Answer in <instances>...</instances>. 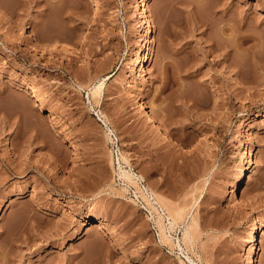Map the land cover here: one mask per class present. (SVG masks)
I'll return each instance as SVG.
<instances>
[{"label": "rangeland", "instance_id": "rangeland-1", "mask_svg": "<svg viewBox=\"0 0 264 264\" xmlns=\"http://www.w3.org/2000/svg\"><path fill=\"white\" fill-rule=\"evenodd\" d=\"M0 207V264H264V0H0Z\"/></svg>", "mask_w": 264, "mask_h": 264}, {"label": "bare ground", "instance_id": "bare-ground-1", "mask_svg": "<svg viewBox=\"0 0 264 264\" xmlns=\"http://www.w3.org/2000/svg\"><path fill=\"white\" fill-rule=\"evenodd\" d=\"M142 16H145L144 12H142ZM54 39L55 38L47 39V40H54ZM56 42H57L56 40L50 41V44L52 46H56ZM145 42H148V38H145ZM150 51H151V46L149 45V42L147 44L145 43L144 50L142 52L136 54V57L133 61L134 64L138 65L139 71L141 73L145 72V68L143 66V60H145L149 57ZM103 82L104 81L101 80L98 83L93 84V86L90 87V92H91L92 96H100V93L102 92ZM11 83L17 84L18 87H20L22 91H24L28 94L30 93V96L34 97L33 101L36 102V104H38V106H40V108L42 107L44 110H48L49 114H52L51 108L49 107V105H47L44 102V100L41 97V95L37 89V86H35V84H33L32 82L18 83L15 80L11 81ZM137 101H138L139 107L141 109H144V112L150 117L152 122H154V126H155L156 130L161 131V129L163 127L161 119H160L158 113L153 109V106L148 105L146 103L144 93H139L137 95ZM106 136L111 142H114L113 132L110 128H107ZM253 152H254V149L252 147H248L245 149V154H246L245 162L246 163L250 161L249 156L252 155ZM118 158L119 157H117V159ZM121 158L125 160V156H121ZM117 167L119 169V175L120 176H122L123 178L128 180V182H133V183L136 182L135 180L139 176L136 174V172H133L131 169L123 168L119 162V159L117 160ZM140 192H142V195L145 197V199H147L146 202L149 204V206L157 211V207L154 206L153 205L154 203L150 202V199H149V196L154 194L153 191L150 190V192H147V191L142 190ZM155 202L159 203V206H164L167 209V212H168V214H167L168 221L167 222H168L170 227H173L178 222L179 218L181 219V216L183 214L181 215L180 212L182 213V211H180L179 209H176L175 207L168 205L167 203H165L161 199V197L159 198L157 196L155 198ZM1 209L2 208L0 207V211H1ZM157 216L162 217L161 214H159ZM160 219L162 220V218H160ZM158 222H160V220ZM187 222H189V221H187ZM258 224H259V219H258V222H252L250 231L248 232L246 238L244 239V252H243L240 264H254L255 251H256L255 235H257L256 233L258 230ZM85 226H86V229L84 230V233L91 231L92 229H97V230L103 229V230H105L104 234H108V236L111 238L113 237V234L111 233V231L106 227L105 221L100 217H95V216L90 217L87 220V222L85 223ZM160 230H161V238H164L167 240L169 238L168 234H166L164 232L163 228H160ZM183 238H185L184 240H187L189 238V223H187V226L183 231ZM187 257L191 263L198 264L190 256L187 255Z\"/></svg>", "mask_w": 264, "mask_h": 264}]
</instances>
